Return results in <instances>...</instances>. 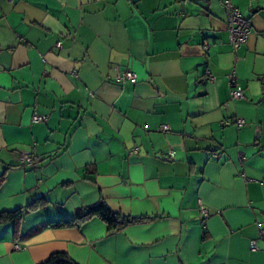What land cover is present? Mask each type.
Masks as SVG:
<instances>
[{
  "label": "crops",
  "instance_id": "crops-1",
  "mask_svg": "<svg viewBox=\"0 0 264 264\" xmlns=\"http://www.w3.org/2000/svg\"><path fill=\"white\" fill-rule=\"evenodd\" d=\"M224 1L250 23L236 52ZM4 171L0 215L21 222L0 224V264H264V0H0ZM101 201L149 220L50 225Z\"/></svg>",
  "mask_w": 264,
  "mask_h": 264
},
{
  "label": "built area",
  "instance_id": "built-area-1",
  "mask_svg": "<svg viewBox=\"0 0 264 264\" xmlns=\"http://www.w3.org/2000/svg\"><path fill=\"white\" fill-rule=\"evenodd\" d=\"M223 8L226 15V28L228 33V43L232 49L233 52L238 51L241 46L246 42L248 39V36L250 34V23L247 19H245L240 12L232 6V4L229 1L223 2ZM60 43H57L55 45L56 49L60 48ZM207 49V47H205ZM209 78V82H213L214 78L210 76L209 74H206ZM229 84H230V91L229 96L231 101L240 100L244 97V91L243 89L238 86L234 82V78L231 76L228 78ZM115 82L118 84H124V83H130L135 84L137 82V77L135 73L125 70L123 72H118L115 78ZM45 121L44 117H41L39 115H34L32 117V123H40ZM222 126H235L237 128H241L245 125L244 120L242 119H235L234 121H224L221 123ZM161 132H168L169 128L167 126H162L160 129ZM34 147V146H33ZM138 152L137 148H133L130 151L131 155H136ZM169 157H172V153L169 154ZM212 158L214 160H217L219 158L218 154H213ZM243 158H241V161ZM19 165L26 167V168H33L36 165V158L30 154V153H23L19 156L18 159ZM198 211L200 215L202 216L203 221H205L208 218V212L204 205L201 203H198ZM264 230L260 232V237H263ZM14 249L16 251L20 250L21 248L19 246H15ZM250 250L255 252L258 251V247H256L255 242H250Z\"/></svg>",
  "mask_w": 264,
  "mask_h": 264
},
{
  "label": "trees",
  "instance_id": "trees-1",
  "mask_svg": "<svg viewBox=\"0 0 264 264\" xmlns=\"http://www.w3.org/2000/svg\"><path fill=\"white\" fill-rule=\"evenodd\" d=\"M4 171L0 174V188L2 187L5 181ZM43 204L41 201L36 200L31 203L27 209L29 212L35 210L37 205ZM27 210V211H28ZM98 219L105 226L108 232H120L126 227L140 223L149 219L146 218H134L130 216H125L121 213L111 210L104 201L99 202L98 204L87 207L82 211H79L72 220H63L58 223L50 224L51 227L58 228H78L82 224L92 220ZM21 222V210L15 212H5L0 215V224L4 223H13L14 225V236H17V225ZM39 264H76L69 256L65 253H53L51 254L46 261Z\"/></svg>",
  "mask_w": 264,
  "mask_h": 264
}]
</instances>
